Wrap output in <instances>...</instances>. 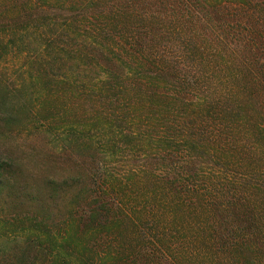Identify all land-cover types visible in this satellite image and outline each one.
Wrapping results in <instances>:
<instances>
[{"label":"rangeland","instance_id":"1","mask_svg":"<svg viewBox=\"0 0 264 264\" xmlns=\"http://www.w3.org/2000/svg\"><path fill=\"white\" fill-rule=\"evenodd\" d=\"M2 89L0 264H264V0H0Z\"/></svg>","mask_w":264,"mask_h":264},{"label":"trees","instance_id":"2","mask_svg":"<svg viewBox=\"0 0 264 264\" xmlns=\"http://www.w3.org/2000/svg\"><path fill=\"white\" fill-rule=\"evenodd\" d=\"M9 106H11V107H9ZM13 108L14 107L11 105V103L7 99V93L2 89V91H0V134L6 133L8 130L10 131L13 128V126H14V125L12 126V124H16L17 123V120H16L17 112L15 113V110ZM87 144H86L85 141L83 142L84 146H86ZM7 166L8 167H12V163L7 164L6 162H2V161L0 162V185H2V186L5 183V181L3 179H4V172H6ZM54 182H57V181L49 182V185L51 186V190L48 189V192H50V193H56L59 190H64V188L67 189V191H68L67 187L69 185H73V184H68L69 183L68 180H64L62 183H60L59 187L56 188V187H52ZM84 182L85 181L82 182L83 187L86 186V184ZM76 185H79V184H76ZM109 185H113V182L112 181L109 182ZM113 187H116V186L113 185ZM102 196L103 195H101V197ZM112 199H114V198H112ZM108 200L105 203L103 202V205H102V201L101 200H97L95 205L92 204L90 206V207L93 208V211L98 214V215H95V217H94V218L100 219V222H99L100 224L98 226H100V225L103 226V225H105L104 223H107L110 226L109 208H116L118 206V204L120 205V203H116V206H115V202H111L110 200L109 201ZM115 201H116V199H115ZM99 203H100V205H99V209H98L96 207V205L99 204ZM119 210H121V209H118V211ZM115 218H116V216H115ZM80 219L81 218H79V220ZM112 228H114V227H112ZM112 228H110V229H112ZM36 231H40V230L36 229Z\"/></svg>","mask_w":264,"mask_h":264}]
</instances>
